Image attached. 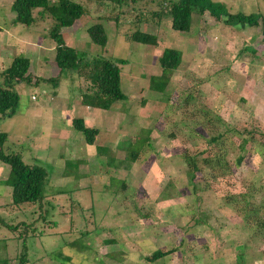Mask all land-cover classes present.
I'll return each instance as SVG.
<instances>
[{
    "label": "rangeland",
    "instance_id": "rangeland-1",
    "mask_svg": "<svg viewBox=\"0 0 264 264\" xmlns=\"http://www.w3.org/2000/svg\"><path fill=\"white\" fill-rule=\"evenodd\" d=\"M0 1L10 16L13 0ZM75 1L85 15L62 30L64 44L88 58L125 61L118 67L126 99L92 111L83 124L97 134L87 145L72 128L83 117L82 76L62 74L60 91L45 81L14 86L15 115L0 121L3 151L41 167L46 177L38 205L11 206L10 188L0 183V261L264 262V0H208L231 14H259L258 26L229 27L195 13L187 33L171 30L164 15L169 0H126L122 7ZM34 15L29 29L11 28L23 40L16 57L28 59L33 77L56 78L52 22ZM97 23L104 47L86 34ZM135 30L153 35L156 44L130 41ZM165 48L180 52V64L161 94L148 81L160 74L156 61ZM7 173L0 162V182ZM156 250L168 254L147 262Z\"/></svg>",
    "mask_w": 264,
    "mask_h": 264
},
{
    "label": "trees",
    "instance_id": "trees-1",
    "mask_svg": "<svg viewBox=\"0 0 264 264\" xmlns=\"http://www.w3.org/2000/svg\"><path fill=\"white\" fill-rule=\"evenodd\" d=\"M95 2L97 6L104 1L111 2L118 7H122L126 0H86ZM135 3L137 0H129ZM11 11L14 14L12 23L23 25L26 28L34 25L35 15L39 19L48 17L51 26L48 30V38L54 43L53 63L57 68V77L47 80L33 77L28 71L29 61L24 57H14L10 64L1 71L0 82V121L4 118H11L15 115L18 103V95L13 90L18 83L35 85L38 82L52 83L57 87L59 78L68 72H74L77 77L82 76L84 82L79 87V103L88 108L108 110L112 104L124 101L126 96L120 89V70L118 64H124L123 60L110 61L100 57H89L75 49L68 47L62 40L61 32L73 26L76 20L85 15V11L79 2L75 0H13ZM207 14L215 21H221L229 27L258 26L259 14H231L226 12L220 3L208 0H169L164 10V15L170 17V28L176 32L187 33L191 24L192 14ZM157 15V14H156ZM264 35V28L261 29ZM86 34L90 42L99 47L106 44V35L101 24H93L86 29ZM130 41L154 46L156 38L146 32L135 30L130 36ZM157 65L160 68L158 76H152L148 81V89L157 93H165L169 76L180 64V52L174 49L165 48L157 58ZM72 128L78 132L85 144L92 145L96 130L84 126L82 119L77 118L72 121ZM7 135L0 132V162L7 166L8 173L2 182L4 187L10 188V205L19 207L22 205H38L43 197V186L45 182V171L35 165H26L15 153H5L3 151ZM219 136L211 139L217 141ZM105 151L103 147H96V152L100 154ZM135 152L126 154L128 162L135 161ZM129 158V159H128ZM241 157L236 159L235 164H240ZM192 170H197L196 162L187 158ZM68 166L70 164H67ZM192 173L190 178H192ZM168 252L154 251L145 260L149 263L159 260ZM25 259L21 258L17 264H24ZM0 264H8L5 260Z\"/></svg>",
    "mask_w": 264,
    "mask_h": 264
},
{
    "label": "crops",
    "instance_id": "crops-1",
    "mask_svg": "<svg viewBox=\"0 0 264 264\" xmlns=\"http://www.w3.org/2000/svg\"><path fill=\"white\" fill-rule=\"evenodd\" d=\"M13 18H14L13 12H10V16H9L7 10H5V11L2 9L0 10V23H1L0 24V34L1 33H7V39L6 40L3 41V39H0V70L1 71L7 66L9 61L11 62V59H13L14 57L17 56V52L20 51L22 46H23V44H22L23 40L16 37L17 34L11 30L12 27L19 25V24H13L12 23ZM3 29L5 31H3ZM27 29H29V28H27ZM241 29H244V28H241ZM31 32H36V31L33 28ZM26 38H29V37L27 36ZM56 89L58 91H60L62 88L58 86ZM33 100H34V97H33ZM82 108H83V110H82L81 114H83V117L81 119L84 123H86V120H89V118H90L89 116L91 114H93L92 111H94V109L84 107V106H82ZM55 118H58V116ZM65 126H66V123H65ZM66 129H68V125L66 126ZM66 141L67 140H65V142ZM7 171H8V168H7ZM263 254H264V252H263ZM263 263L264 262H260L259 260H256L255 262H253V264H263Z\"/></svg>",
    "mask_w": 264,
    "mask_h": 264
},
{
    "label": "built area",
    "instance_id": "built-area-1",
    "mask_svg": "<svg viewBox=\"0 0 264 264\" xmlns=\"http://www.w3.org/2000/svg\"><path fill=\"white\" fill-rule=\"evenodd\" d=\"M31 99L33 100V97H31Z\"/></svg>",
    "mask_w": 264,
    "mask_h": 264
}]
</instances>
